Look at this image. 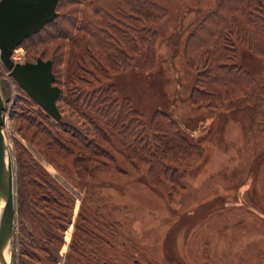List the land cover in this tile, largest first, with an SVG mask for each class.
I'll return each mask as SVG.
<instances>
[{
    "label": "rangeland",
    "instance_id": "obj_1",
    "mask_svg": "<svg viewBox=\"0 0 264 264\" xmlns=\"http://www.w3.org/2000/svg\"><path fill=\"white\" fill-rule=\"evenodd\" d=\"M106 1L62 0L53 24L13 51L21 64L55 58L59 121L0 61L10 264H264V29L241 4L229 12L239 0ZM77 38L81 64L95 55L93 77L75 71ZM81 79L131 105L150 151L129 159L96 139L76 101ZM177 135L189 153L152 157Z\"/></svg>",
    "mask_w": 264,
    "mask_h": 264
},
{
    "label": "trees",
    "instance_id": "obj_2",
    "mask_svg": "<svg viewBox=\"0 0 264 264\" xmlns=\"http://www.w3.org/2000/svg\"><path fill=\"white\" fill-rule=\"evenodd\" d=\"M75 1V0H73ZM107 2L106 0H89L87 2L86 6L88 8L93 7L97 2ZM77 3H80V0H76ZM73 3V2H72ZM125 4H128L130 6V1L124 0ZM143 5L153 7L155 3L148 0H143ZM240 4L243 6L241 9V16L246 19L247 21H256L255 25L257 24L260 26V30L264 29V0H239L238 2L234 3V6H232L231 9H229V12H233L235 9L239 10ZM67 5L62 4V0H58L56 11L59 14V10L63 7L65 8ZM122 6H118L116 10L119 9V11H124V16L127 17L126 10L124 8H121ZM146 9V7H145ZM133 10V9H132ZM118 11V12H119ZM99 12V11H98ZM129 12V17L130 13ZM134 11H132L131 14H133ZM145 20H147V13L145 10ZM121 15V14H120ZM150 15V14H149ZM55 21V20H54ZM53 21V22H54ZM237 20L234 19V24ZM244 21V20H243ZM53 22L48 23L45 27L48 25L53 24ZM246 22H244L245 24ZM253 23V22H250ZM249 23V24H250ZM232 24V23H231ZM242 25L241 29H245V25ZM45 27L38 33L33 35L32 37L27 38L26 40H32L36 37H38L42 32L44 31ZM95 32H98L97 29H95ZM103 32V31H101ZM64 34H58L57 37L51 38L52 41L60 40L63 37ZM96 43V48L101 45L99 44L98 38L93 36ZM24 40V42L26 41ZM80 39L77 38V41L73 42V47L76 52H74L73 59L76 62V73L79 74H87L89 77H93V69H95V55L93 53V57H89L87 55V59L90 60V64H88V67L81 64L83 61L85 63V60H83V57H79V46H80ZM49 43V42H47ZM44 44V43H43ZM72 47V48H73ZM47 56L48 54L44 51L42 52V56H38L34 59L35 62L37 59H42L44 61L51 60L52 61V71L55 75V85H56V74L54 71V57H47V59H43V56ZM82 58V59H81ZM87 62V61H86ZM81 83H83V79L80 80ZM85 84V85H83ZM81 87L77 90L78 94L77 96V103L83 107L82 116L85 120H89L90 123H94V131L96 139L101 142L103 145H105L108 149H113L114 144H120L122 146H126L127 150L129 151V159H132L133 157H136L137 149H140V151L143 153V151H150L151 144L147 142L142 146L141 142L135 137V133L137 130L141 129V131H144V128L142 127V123L138 119V114L132 109L131 105L124 99L118 100L114 96V91L112 86H105V87H98L91 90H88L85 86L87 85V82H84ZM75 94V95H76ZM36 104V103H35ZM57 106H58V99H57ZM58 109L60 111V108L58 106ZM61 113V112H60ZM141 126V127H140ZM177 134V133H176ZM125 137V138H124ZM178 137V135H177ZM179 138V137H178ZM140 145V146H139ZM121 146V147H122ZM189 145L188 143L185 144L183 138H179V141L176 142L175 139H171L170 143L167 144L164 148L161 150L159 148L154 149L155 155H152V157H155L157 161L163 163H171L178 159L183 158L187 153H189ZM143 150V151H142ZM144 154V153H143ZM132 165V164H131ZM101 165H97V167H100ZM99 169V168H98Z\"/></svg>",
    "mask_w": 264,
    "mask_h": 264
},
{
    "label": "water",
    "instance_id": "obj_3",
    "mask_svg": "<svg viewBox=\"0 0 264 264\" xmlns=\"http://www.w3.org/2000/svg\"><path fill=\"white\" fill-rule=\"evenodd\" d=\"M58 0H0V61L10 72L22 90L51 118L59 121L57 106L60 89L55 85L52 61L37 59L35 62L16 63L13 51L24 40L38 34L48 23L58 17ZM3 99L0 92V193L3 189V169L8 157L7 143L3 134ZM7 199L6 215L12 213V195L4 192ZM8 220V219H7ZM5 221V226H7ZM11 238L0 233V257L2 264L11 262Z\"/></svg>",
    "mask_w": 264,
    "mask_h": 264
},
{
    "label": "bare ground",
    "instance_id": "obj_4",
    "mask_svg": "<svg viewBox=\"0 0 264 264\" xmlns=\"http://www.w3.org/2000/svg\"><path fill=\"white\" fill-rule=\"evenodd\" d=\"M5 137V136H4ZM8 148V142L5 138ZM9 151V148H8ZM10 155L8 152V157L6 159V163L3 169V189L0 193V233L8 235L11 238V243L13 241V230H14V220H15V198H14V184H13V167L10 159ZM4 192L10 193L12 195V213L10 217L6 215V209L8 206L7 199L4 196ZM8 219V220H7ZM5 221H7V226H5ZM0 264H2V260L0 257Z\"/></svg>",
    "mask_w": 264,
    "mask_h": 264
},
{
    "label": "built area",
    "instance_id": "obj_5",
    "mask_svg": "<svg viewBox=\"0 0 264 264\" xmlns=\"http://www.w3.org/2000/svg\"><path fill=\"white\" fill-rule=\"evenodd\" d=\"M13 59V58H12Z\"/></svg>",
    "mask_w": 264,
    "mask_h": 264
}]
</instances>
